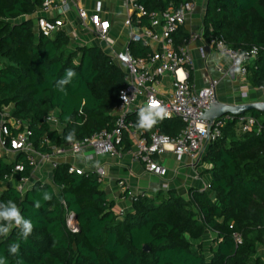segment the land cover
<instances>
[{"label":"trees","instance_id":"obj_1","mask_svg":"<svg viewBox=\"0 0 264 264\" xmlns=\"http://www.w3.org/2000/svg\"><path fill=\"white\" fill-rule=\"evenodd\" d=\"M189 1L138 0L146 11L141 26H150L151 15L179 10ZM43 4L0 0V131L9 127V143L17 135L9 121L22 122L34 151L52 156L54 150L114 130L127 76L101 46H76L64 30L52 38L39 34L35 16ZM172 39L180 50L190 34L182 26ZM203 40L223 42L238 53L258 49L245 80L264 90V0H207ZM129 52L139 59L152 50L131 42ZM67 69L76 76L60 91L56 82ZM50 116L58 123H49ZM231 117L222 118V137L202 159L211 176L209 189H191L187 198L175 190L146 193L133 197L128 212L117 211L97 174H70L68 163L51 168L50 182L36 181L22 194L11 180H30L35 167L25 152H13L11 163L0 156V202H15L34 225L26 242L17 228L0 236V257L7 264H264L258 251L264 246V114L254 110L242 116L254 118L261 129L245 134L238 127L242 117ZM127 119L147 136L176 137L184 129L177 118L157 120L147 129L137 126V114ZM69 132L75 133L72 141L66 139ZM132 147L126 132L118 150ZM18 164L25 172L15 175ZM44 192L52 195L50 201H43ZM67 213L75 216L76 233L68 228ZM208 235L211 245L204 241ZM12 243L20 244L17 256L8 251Z\"/></svg>","mask_w":264,"mask_h":264},{"label":"built area","instance_id":"obj_2","mask_svg":"<svg viewBox=\"0 0 264 264\" xmlns=\"http://www.w3.org/2000/svg\"><path fill=\"white\" fill-rule=\"evenodd\" d=\"M128 1L130 14L125 21V26L130 30V40L131 42L143 43L152 50V53L146 58L138 59L133 57L127 49L124 53L115 54L111 57L127 76V85L120 93L121 102L116 109V117L118 118L115 128L111 133L103 131L83 142L74 143L69 146V151L73 157H83L84 159H87L83 154L86 148H91L98 155H116L120 152L118 147L123 143L124 135L127 132L135 145L133 147V149L135 148V160L144 166L148 173L165 178L168 175V170L159 163L160 157L171 150L178 159L188 157L194 164L196 163L195 165L201 164L209 145L222 137V129L226 125V120L219 119L213 122L204 120L205 113L211 109L210 103L217 102L218 82L213 80L207 87L201 89L192 85L190 73L194 66L193 58L186 47L177 50L173 43L172 35L186 24L187 18L194 12L196 8L194 2L190 0L179 10H168L159 15L153 14L150 16V26L143 27L139 19L146 16L144 7L138 3V0ZM65 4L68 7L69 0H44L40 11L47 13L58 8L62 12ZM78 15L84 29L93 27V33L102 46L113 47L114 43L110 38L111 25L108 21L102 20L98 13L90 15L85 9H79ZM134 17L137 18L136 21H133ZM64 25V21L59 18L39 17L36 22L38 33L47 38H52ZM202 39L203 31L191 34L187 45ZM210 46L221 57L230 61L232 69L242 80L246 79L247 66L255 61L258 56V49L256 48L238 53L226 47L223 42H213ZM241 54H244V58L237 64ZM166 75L173 77L174 88L168 96L161 97L158 86L161 79ZM122 97H126V99ZM149 104L164 107L167 115L163 119H180L184 124V129L176 137H170L159 132L147 136L146 132L133 128L127 119L128 114L135 113L139 118L140 109ZM226 119L234 120L231 116ZM47 121L52 124L58 123L53 116H50ZM9 124L17 130V135L8 143L10 129L3 125L0 131V156L11 163L10 156L13 152H25L28 155V162L35 168L38 166V158L48 162L53 169L59 165L53 156L41 155L34 151L30 142L31 133L24 129L22 122L9 121ZM256 126L258 123L254 118L242 117L238 127L240 133L245 134ZM260 130V126H258V132ZM61 151L63 150H57L56 154ZM23 172H25L24 165L15 166V175ZM69 173L84 176L86 171L70 164ZM95 174L98 175L99 181L102 183L103 171L97 170ZM14 179L15 177L12 178V180ZM29 181V179H22L21 182L16 181L14 186L20 193L25 194L29 189ZM164 190H167V186L164 187ZM67 225L73 233L78 231V225L72 213H67ZM236 241L237 243L242 242L238 236H236Z\"/></svg>","mask_w":264,"mask_h":264},{"label":"crops","instance_id":"obj_3","mask_svg":"<svg viewBox=\"0 0 264 264\" xmlns=\"http://www.w3.org/2000/svg\"><path fill=\"white\" fill-rule=\"evenodd\" d=\"M196 6L194 12L187 18L184 25L189 34H197L203 31V18L207 0H192ZM79 9H85L88 13H98L102 20L110 23V38L113 47L102 46L93 33V27L84 29L78 15ZM130 14L128 0H69L66 11L55 8L47 13L39 11L35 18L46 17L59 18L64 21V30L72 37L76 46H101L112 57L115 54L124 53L129 49L130 30L125 26V21ZM59 30V31H60ZM190 52L194 66L190 73V83L201 89L209 85L211 81H217V100L223 105H246L264 101V90L253 89L246 80L238 78L236 71L231 67L227 58L221 57L203 39L185 46ZM174 79L166 75L161 79L158 91L161 97L168 96L174 88ZM131 139V138H130ZM133 143V141H132ZM135 145L133 144V147ZM130 151H120L116 155L101 154L86 148L83 157H73L68 147L62 148L59 154L54 150L53 159L58 164H74L86 172L95 173L101 170L104 173L102 189L109 200L114 201L118 212H128L132 207L133 197L143 194H156L164 190H175L178 194L188 197L191 189L207 190L211 183V176L207 174L208 167L202 164L195 165L186 157H178L170 150L158 159L159 163L166 167L168 175L165 178L158 177L146 171L145 167L134 158L135 148ZM60 150V149H58ZM14 156V154H12ZM38 166L32 173L29 188L36 181L50 182L52 175L51 165L38 158ZM16 184V180H12ZM213 236L208 235V238Z\"/></svg>","mask_w":264,"mask_h":264},{"label":"clouds","instance_id":"obj_4","mask_svg":"<svg viewBox=\"0 0 264 264\" xmlns=\"http://www.w3.org/2000/svg\"><path fill=\"white\" fill-rule=\"evenodd\" d=\"M67 10V5L65 4L64 9L62 11ZM244 58V54H241L240 58L237 60V64H239ZM239 70V69H237ZM76 76L75 71L72 69H67L65 76L59 79L56 82V86L58 90L65 91V85L69 84L73 77ZM126 99V97H122ZM139 119L137 122V126L140 128H151L157 120H162L167 115L166 109L164 107H156L151 104L145 106L140 109ZM74 132H69L66 136L68 141H72L74 139ZM43 201H50L52 199V195L49 192H44L42 194ZM41 207V201L37 200L34 202V208L39 209ZM33 223L30 219L25 218L22 215L21 209L17 206V204L11 200L7 202H0V236L7 237L13 228H17L20 230L21 238L26 242L28 237L31 235L33 231ZM20 244L12 243L9 246V253L13 256H17L19 254ZM0 264H7L6 259L0 257Z\"/></svg>","mask_w":264,"mask_h":264},{"label":"water","instance_id":"obj_5","mask_svg":"<svg viewBox=\"0 0 264 264\" xmlns=\"http://www.w3.org/2000/svg\"><path fill=\"white\" fill-rule=\"evenodd\" d=\"M211 109L207 110L204 115V120L209 122H213L214 120H219L224 117H242L245 114L251 111H259L264 114V101L251 103L246 105H239V106H232V105H223L220 104L217 100L216 103H210ZM144 252H149V248L146 246L144 247Z\"/></svg>","mask_w":264,"mask_h":264},{"label":"rangeland","instance_id":"obj_6","mask_svg":"<svg viewBox=\"0 0 264 264\" xmlns=\"http://www.w3.org/2000/svg\"><path fill=\"white\" fill-rule=\"evenodd\" d=\"M12 182V181H11ZM13 183V182H12ZM14 185V184H13ZM212 240V238L211 237H208V238H204V241H205V243L207 244V245H211V241ZM258 251H259V254L260 255H264V246H262V247H259V249H258Z\"/></svg>","mask_w":264,"mask_h":264}]
</instances>
